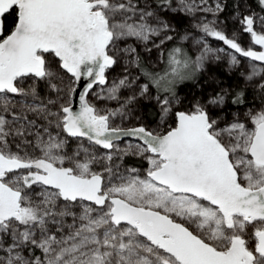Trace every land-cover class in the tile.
<instances>
[{
    "label": "snow or ice",
    "instance_id": "snow-or-ice-1",
    "mask_svg": "<svg viewBox=\"0 0 264 264\" xmlns=\"http://www.w3.org/2000/svg\"><path fill=\"white\" fill-rule=\"evenodd\" d=\"M226 6L0 0V264H264V0Z\"/></svg>",
    "mask_w": 264,
    "mask_h": 264
},
{
    "label": "rangeland",
    "instance_id": "rangeland-1",
    "mask_svg": "<svg viewBox=\"0 0 264 264\" xmlns=\"http://www.w3.org/2000/svg\"><path fill=\"white\" fill-rule=\"evenodd\" d=\"M224 2H225V0H224ZM252 3H253V1H252ZM253 8L257 12L260 11L259 8H257L254 3H253ZM233 14L234 13H232L230 16H225V15H223V13H221L220 14V17H219L220 21H222L224 23V27H225V29H226V31L228 32L229 35L233 31L240 30V27H241L238 23H234L233 22V19H232ZM261 14H264V13H261ZM182 18H184V20H185L184 21L185 22L184 23L185 24L184 27H185L188 24L187 18H185V17H177L176 18V22L179 25V21ZM209 42L212 44L213 47H220V46H222L220 43H218L215 40H210ZM239 42L243 46L247 47L248 44H249V42H250L249 35L246 34V33L241 32V36H240V41ZM184 43H185V45L188 44V42H184ZM255 47L257 49L259 48V46H255ZM193 51H194V49H193ZM153 55H155V54H153ZM247 63H248V61L245 59L244 60L245 67H242L241 69H239L238 71H236L234 73L231 72L227 68V64L226 63H219V64H211V65H209L208 72L204 74L206 76L207 80L205 82H201V83L196 84V91L195 92H192L191 95H188L185 91L179 93V95L181 96V98L184 99V104L185 105H189L190 102H191V100H192V98L194 96H204V97H206L212 91V88L214 87V85L211 83V79H212V77H215L216 78V71L215 70L218 69V68H219V70H222L223 72H225V74H227V75H230V76H236L237 75V78L239 79L240 84L241 85H244V81L242 80V78H240L239 72L240 71H247V68H246ZM119 71H120V68L117 67V68H115L112 71L111 74L112 75H115ZM187 82H189V81H185L184 83H187ZM29 83H31V81H29ZM249 106H251V105H249ZM241 110H243V108H241ZM139 114L143 117L142 122L145 123L147 126H149L151 129H155L157 127L158 116L155 119V121L148 122V119H146V117H144V115L142 113V110H140V113ZM127 126H129V127L135 126V122H133L132 124H129ZM129 141H131V139H126L125 140V142H129ZM121 146H123V145H121ZM132 166H135V165H132Z\"/></svg>",
    "mask_w": 264,
    "mask_h": 264
},
{
    "label": "trees",
    "instance_id": "trees-1",
    "mask_svg": "<svg viewBox=\"0 0 264 264\" xmlns=\"http://www.w3.org/2000/svg\"><path fill=\"white\" fill-rule=\"evenodd\" d=\"M252 1L255 4V0H252ZM234 2H235V0H225V4L227 6L225 8V11L223 12V15L230 16L232 13H234L233 12ZM184 21H185L184 18H182L179 21V25L181 28H183L185 25ZM13 23H14V17L13 16L9 15V16L5 17L4 24H5V32L6 33H7V31L11 30V28L13 27ZM215 71H216V80L217 81L222 80L225 83V85L243 86L240 84V81L237 78V75L236 76L227 75L222 70H219V68L216 69ZM206 80H207L206 76L204 74L201 75L200 83L205 82ZM40 90H41V95H43L44 94L43 85H41ZM177 90H178V93L185 91L188 95H191L192 92L196 91V84H194L192 81H189L187 83L180 84L177 87ZM255 95H256V93L251 88H248V90L246 92V96H247L248 100L251 101L253 99V96H255ZM230 107H232V106L230 105ZM141 110H142L144 117H146V119H148V122L155 121V119L157 118V110H156L154 105L144 103L141 107ZM140 163H143V167H147L146 162H139V161L134 162L132 160H129L130 165L138 166Z\"/></svg>",
    "mask_w": 264,
    "mask_h": 264
},
{
    "label": "water",
    "instance_id": "water-1",
    "mask_svg": "<svg viewBox=\"0 0 264 264\" xmlns=\"http://www.w3.org/2000/svg\"><path fill=\"white\" fill-rule=\"evenodd\" d=\"M85 82H86L85 80H82V81H81V89H82L83 84H84ZM126 139H131V138H125V140H126Z\"/></svg>",
    "mask_w": 264,
    "mask_h": 264
}]
</instances>
